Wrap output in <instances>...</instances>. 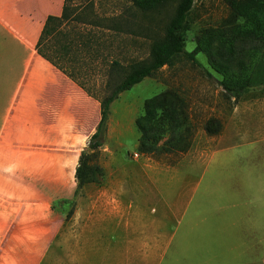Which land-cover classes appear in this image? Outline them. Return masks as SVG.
Returning a JSON list of instances; mask_svg holds the SVG:
<instances>
[{
    "label": "crops",
    "instance_id": "obj_1",
    "mask_svg": "<svg viewBox=\"0 0 264 264\" xmlns=\"http://www.w3.org/2000/svg\"><path fill=\"white\" fill-rule=\"evenodd\" d=\"M64 2L0 0V264H225L226 254L256 248L252 231L264 216L225 214L240 205L226 192L241 175L227 153L236 134L229 122L200 166H120L106 182L80 186V156L101 104L36 49L47 17L60 16ZM112 125L111 116L102 146L111 157ZM131 133L137 150L136 122ZM207 173L218 176L209 179L220 197L192 213L190 195L167 199L158 184L167 174L183 186ZM66 201L74 205L69 215L59 207Z\"/></svg>",
    "mask_w": 264,
    "mask_h": 264
},
{
    "label": "rangeland",
    "instance_id": "obj_2",
    "mask_svg": "<svg viewBox=\"0 0 264 264\" xmlns=\"http://www.w3.org/2000/svg\"><path fill=\"white\" fill-rule=\"evenodd\" d=\"M182 0H163L153 8H139L131 0H71V9L81 10L82 20L97 22V25H80L84 30H90L97 38L96 48L82 50L76 62L71 64V70L79 80L93 93L97 99L104 98L110 90L108 79L109 68L113 60L120 61L123 65L131 60L145 58L149 55L152 35H162L168 20L178 9ZM138 10H152L142 13ZM136 12L138 15L139 29L131 33L125 23V30L110 29L122 21L127 12ZM229 11L225 0H194L191 8V28L186 34V50L192 51L196 46V34L202 27L216 26ZM91 20V21H89ZM129 21V20H127ZM139 31V32H138ZM149 36V37H147ZM151 37V38H150ZM197 59L201 65L192 68L189 66L164 67L156 76L144 78L131 88L124 90L111 104L114 137L110 141V150L114 152L111 157L103 148H91L88 144L83 149L80 169V186L93 178L97 182L107 181V171L120 166H171V165H197L209 158L217 149V135L227 133L225 123H231L232 130L236 131L235 137L228 143L231 148L227 150L234 157L230 164L239 170L238 179L232 185H227V199L231 198L240 202L237 208H227L225 214L264 216V49L250 72L253 84L245 89L238 97H233L230 92H224L219 78L213 69L205 52H200ZM259 62V63H258ZM70 68V67H69ZM177 69V70H176ZM242 70V69H241ZM211 72V74H210ZM179 87L189 102L190 113L195 123V133L191 148L179 154H156L135 157L133 150L132 128L136 119L142 113L146 99L158 94L168 87ZM236 110V111H235ZM235 113L234 119L231 116ZM219 117L223 122V129L216 135H209L203 128V123L209 117ZM226 126V125H225ZM226 131V132H225ZM135 132L138 134L137 129ZM140 133V132H139ZM128 135L131 140L128 139ZM128 140V141H127ZM127 142L119 146L118 142ZM227 144V143H226ZM95 146V145H94ZM81 153V154H82ZM219 159V158H218ZM218 159L215 163H218ZM212 164V166H216ZM213 167V168H214ZM217 168V167H216ZM198 172V171H197ZM198 174V173H197ZM119 176V175H115ZM175 176L172 175V178ZM169 174L160 176L158 184L166 192V198H174L180 191L191 196L188 211L192 213L200 201H216L220 197V186L214 184L209 178H218L216 175H205L199 181L198 175H192L189 180L180 185ZM212 182V183H211ZM182 184V183H181ZM81 188V187H80ZM80 189L77 191L79 192ZM218 193V196H217ZM209 203H206V205ZM73 201L59 203L60 209L69 215L73 211ZM211 207V206H208ZM210 215H213L211 208ZM234 210V212H233ZM243 233L250 223L243 222ZM257 231H252V238L257 243L256 248L250 251L242 249L241 254L234 252L226 254L225 264H264V222H258ZM241 230V231H242ZM249 232V230L247 229ZM246 231L245 234H248ZM254 244V242L252 241Z\"/></svg>",
    "mask_w": 264,
    "mask_h": 264
},
{
    "label": "trees",
    "instance_id": "obj_3",
    "mask_svg": "<svg viewBox=\"0 0 264 264\" xmlns=\"http://www.w3.org/2000/svg\"><path fill=\"white\" fill-rule=\"evenodd\" d=\"M131 1L139 8L149 9L163 0ZM225 1L229 7L228 14L218 25L205 26L199 30L195 37L196 46L192 51L186 50V34L191 28L190 14L194 0H182L168 20L163 34H153L152 38L150 37L152 42L147 57L131 60L124 65L117 60L111 62L108 74V79L111 80L110 90L104 98L98 99L101 104V120L97 131L89 140L88 145L91 148L102 147L105 143L111 104L124 90L146 77L156 76L164 67L172 69L178 65L181 68L199 67L201 70L196 57L200 52L207 54L215 72L223 76L219 78V82L225 93L230 92L233 97H238L252 86L254 81L248 70L259 60L264 49V0ZM70 9L71 0H65L60 16L47 17L36 49L41 56L94 96L71 70V64L76 62L82 50H93L98 42L90 30L86 31L80 25L93 26L97 25V22H86L80 16L81 10L76 12ZM138 11L145 13L152 10ZM125 23L128 25V31L135 33L139 29L137 13L127 12L122 21L110 25V29L125 30ZM183 94L179 87L174 86L145 100L142 113L136 119L140 132L137 153L179 154L191 148L195 123L189 102ZM203 128L207 134L216 135L222 131L223 122L219 117L212 116L205 120ZM82 155L83 153L81 158ZM81 158L76 173L79 184ZM90 182L97 180L91 178L83 184ZM57 205L58 203H55V208Z\"/></svg>",
    "mask_w": 264,
    "mask_h": 264
},
{
    "label": "built area",
    "instance_id": "obj_4",
    "mask_svg": "<svg viewBox=\"0 0 264 264\" xmlns=\"http://www.w3.org/2000/svg\"><path fill=\"white\" fill-rule=\"evenodd\" d=\"M134 155H135V157H138L139 156V153H135Z\"/></svg>",
    "mask_w": 264,
    "mask_h": 264
}]
</instances>
